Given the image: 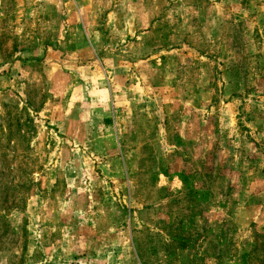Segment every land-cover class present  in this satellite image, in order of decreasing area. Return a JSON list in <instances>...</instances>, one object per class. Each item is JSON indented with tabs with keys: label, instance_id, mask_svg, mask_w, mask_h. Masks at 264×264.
I'll return each instance as SVG.
<instances>
[{
	"label": "rangeland",
	"instance_id": "rangeland-1",
	"mask_svg": "<svg viewBox=\"0 0 264 264\" xmlns=\"http://www.w3.org/2000/svg\"><path fill=\"white\" fill-rule=\"evenodd\" d=\"M263 221L264 0H0V264H262Z\"/></svg>",
	"mask_w": 264,
	"mask_h": 264
},
{
	"label": "crops",
	"instance_id": "crops-1",
	"mask_svg": "<svg viewBox=\"0 0 264 264\" xmlns=\"http://www.w3.org/2000/svg\"><path fill=\"white\" fill-rule=\"evenodd\" d=\"M223 1V0H220ZM94 63H100V60H98L97 57H93ZM99 61V62H98ZM86 67V66H85ZM87 71V68H85V72ZM100 84V83H99ZM105 84V83H102ZM100 85L98 87L95 86L92 90L95 92V98H85V116L84 114L79 113V119L73 126V129L75 130H81L82 133L85 131V147L91 148L94 147L93 152L91 154H94L97 156L95 159L97 162H99L100 165H98L99 169L101 170L102 175L118 179L121 178L122 173H124L127 178V174H129V159L128 157H125L122 155V151L119 148L122 146L121 139L119 137V134L122 135V123L118 120V110H115L114 108V101L113 99L108 100L110 103L109 107V113L106 109V89L105 85ZM89 86V80L88 76L85 75V93L87 92V87ZM93 100V101H91ZM83 112V111H81ZM85 120H80V119ZM107 130L110 131V134L107 135ZM107 142L109 144H107ZM113 145L114 148L111 151L107 153L106 146ZM108 154V155H107ZM115 154V155H114ZM94 155V156H95ZM93 156V155H92ZM107 174V175H106ZM162 175V174H161ZM163 176V175H162ZM167 179V177H166ZM170 180L169 177L167 181ZM175 183L177 181L181 186L186 183L185 178L178 173L177 176H173V180L170 181ZM263 227H264V221H263ZM251 242V240H250ZM252 249L253 251L256 248H261L262 251L258 253L257 255L259 258L263 260L262 264H264V239L252 241ZM250 243V244H251ZM255 253V251H254ZM261 254V255H260ZM241 256L243 258L242 264L249 263L248 258L250 257L249 253L247 255L245 253H241ZM254 254L252 255V257ZM246 259V260H245Z\"/></svg>",
	"mask_w": 264,
	"mask_h": 264
}]
</instances>
